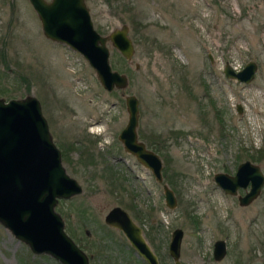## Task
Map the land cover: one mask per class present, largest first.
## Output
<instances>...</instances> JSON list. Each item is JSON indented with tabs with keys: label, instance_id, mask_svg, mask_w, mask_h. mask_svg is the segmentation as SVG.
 <instances>
[{
	"label": "rangeland",
	"instance_id": "374dc122",
	"mask_svg": "<svg viewBox=\"0 0 264 264\" xmlns=\"http://www.w3.org/2000/svg\"><path fill=\"white\" fill-rule=\"evenodd\" d=\"M85 3L100 34L129 29L130 61L108 44L113 69L128 77L124 89L105 90L81 54L48 39L28 0H0V98L40 101L52 139L67 156L63 165L83 189L55 207L66 233L87 255L98 252L91 264H146L105 223L120 206L140 215L159 264H174L168 244L177 227L184 231L183 264H264V184L240 206L214 181L216 173L234 175L244 161L264 174V0ZM249 61L257 64L249 83L223 73L227 62L240 70ZM128 95L139 100V138L162 159V184L118 139ZM107 166L124 178H110ZM164 183L177 199L173 209ZM130 192L139 197L132 200ZM221 239L227 253L216 261L213 246ZM0 264L61 263L34 254L0 223Z\"/></svg>",
	"mask_w": 264,
	"mask_h": 264
},
{
	"label": "water",
	"instance_id": "95a60500",
	"mask_svg": "<svg viewBox=\"0 0 264 264\" xmlns=\"http://www.w3.org/2000/svg\"><path fill=\"white\" fill-rule=\"evenodd\" d=\"M28 1L40 19L44 35L81 54L105 90L124 89L128 85V77L113 69L108 46L111 43L126 60L132 59L135 46L126 25L102 35L94 27L85 0ZM256 71L254 61L240 70H235L228 62L223 68L227 78L245 83L255 78ZM125 103L128 120L118 138L125 150L161 182V157L138 141L139 100L128 95ZM237 110L241 113V105ZM214 181L230 195H237L239 188L249 186L248 191L239 196L240 205L246 206L259 196L264 174L259 165L244 161L234 175L216 173ZM81 192L80 183L63 165L61 151L52 139L40 101L34 96L0 98V223L34 254H47L61 264H90L87 254L66 233L64 220L55 209L59 199H68ZM164 195L166 206L175 208L177 199L167 185H164ZM105 223L122 231L148 264H159L141 228L125 209L120 206L110 209ZM183 237L184 231L178 227L171 234L168 252L174 264H183L180 260ZM226 253V242L217 240L213 246L214 260H222Z\"/></svg>",
	"mask_w": 264,
	"mask_h": 264
},
{
	"label": "flooded vegetation",
	"instance_id": "af4514ba",
	"mask_svg": "<svg viewBox=\"0 0 264 264\" xmlns=\"http://www.w3.org/2000/svg\"><path fill=\"white\" fill-rule=\"evenodd\" d=\"M48 1V0H47ZM49 1H51V0H49ZM119 139V138H118ZM120 141V140H119ZM138 141H140V142H142L144 145H145V148L147 149V150H152V149H150L149 148V146H148V144H147V142H145V141H142L140 138H139V135H138ZM121 142V141H120ZM121 144H122V142H121ZM122 147H123V149H124V151L127 153V154H129V155H131L135 160H137V158L133 155V154H131V153H128L126 150H125V148H124V146H123V144H122ZM88 150V149H87ZM153 151V150H152ZM153 152H155V151H153ZM156 153V152H155ZM63 155L64 154H62V158H63ZM65 156V155H64ZM66 158H67V156H65ZM88 160H90V162H94V161H92V158H88ZM89 162V163H90ZM137 162L143 167V168H145L146 170H148V171H150L149 170V168H147V167H145L143 164H141L138 160H137ZM89 163H87L86 164V166L87 165H89ZM106 169H107V171H109V173H110V178L111 177H119V180H122L124 177L123 176H121L120 175V173H118V172H116L114 169H112V167H110V166H107L106 167ZM153 174V173H152ZM162 175H163V181H164V176H165V174L163 173V168H162ZM155 177V176H154ZM155 180L157 181V179L155 178ZM163 181H161V182H159V181H157L159 184H162L163 183ZM81 185V184H80ZM164 185H165V183L162 185V188H163V192H164ZM82 187V186H81ZM240 189H243V188H239L238 189V191H237V195H232V196H237V199H238V203H239V196H241L240 194H238V192H239V190ZM248 189H249V186L247 187V189H243L244 190V193L242 194V195H244L247 191H248ZM83 190V189H82ZM123 191H126V189H124ZM224 192V191H223ZM225 193V192H224ZM226 194V193H225ZM227 195H230V194H227ZM130 197H131V199L132 200H136L137 199V197H139V195L138 194H134L133 192H130ZM131 200V201H132ZM164 200H165V195H164ZM132 205V207H134L135 206V204L134 203H132L131 204ZM239 205H240V203H239ZM241 206V205H240ZM126 210V209H125ZM129 210H131V209H129ZM127 211V210H126ZM128 212V211H127ZM129 213V212H128ZM129 215H130V217L132 218V220L141 228V231H142V233H143V235H144V237L147 239L148 237H147V232H146V229H144V226H142V225H140L139 224V222L138 221H141L139 218H141L140 217V215L138 214V213H136L135 215L134 214H130L129 213ZM156 222V220L155 219H152V222ZM109 226V225H108ZM111 227V226H110ZM111 228H113V227H111ZM113 229H115V228H113ZM116 230H118V229H116ZM118 231H120V230H118ZM122 234H123V232L122 231H120ZM86 233L87 234H89L87 231H86ZM124 235V234H123ZM125 236V235H124ZM126 238V237H125ZM127 239V238H126ZM128 241V240H127ZM128 243H129V241H128ZM129 245H130V243H129ZM80 247V246H79ZM130 247L135 251V249L130 245ZM81 248V247H80ZM82 250H83V248H81ZM84 251V250H83ZM85 252V251H84ZM136 252V251H135ZM86 253V252H85ZM98 252H96L95 254L94 253H91V254H89V255H87L88 256V258H89V262L91 261V260H93V261H95L96 260V258L97 259H100L99 257H100V255L99 254H97ZM137 253V252H136ZM87 254V253H86ZM139 257H141L140 255H139ZM158 257V256H157ZM142 258V257H141ZM143 259V258H142ZM144 260V259H143ZM145 261V260H144ZM158 261H159V259H158ZM145 263L146 264H148L146 261H145ZM91 264V263H90Z\"/></svg>",
	"mask_w": 264,
	"mask_h": 264
}]
</instances>
